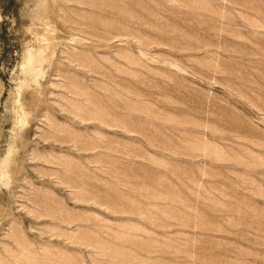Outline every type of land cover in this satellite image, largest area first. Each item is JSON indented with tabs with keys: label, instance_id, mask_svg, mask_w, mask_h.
I'll use <instances>...</instances> for the list:
<instances>
[{
	"label": "rangeland",
	"instance_id": "obj_1",
	"mask_svg": "<svg viewBox=\"0 0 264 264\" xmlns=\"http://www.w3.org/2000/svg\"><path fill=\"white\" fill-rule=\"evenodd\" d=\"M0 264H264V0H0Z\"/></svg>",
	"mask_w": 264,
	"mask_h": 264
}]
</instances>
